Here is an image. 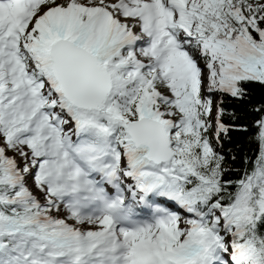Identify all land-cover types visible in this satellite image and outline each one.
<instances>
[{"label":"snow or ice","instance_id":"1","mask_svg":"<svg viewBox=\"0 0 264 264\" xmlns=\"http://www.w3.org/2000/svg\"><path fill=\"white\" fill-rule=\"evenodd\" d=\"M251 84L264 0H0V264H264V104L239 179L210 140Z\"/></svg>","mask_w":264,"mask_h":264},{"label":"trees","instance_id":"2","mask_svg":"<svg viewBox=\"0 0 264 264\" xmlns=\"http://www.w3.org/2000/svg\"><path fill=\"white\" fill-rule=\"evenodd\" d=\"M218 104L224 109L223 122L229 128L226 135L210 140L216 151L224 157L228 178L237 180L245 170H250L257 156L259 145L256 141L254 122L259 118L254 107L264 104V86H247L244 99L219 95Z\"/></svg>","mask_w":264,"mask_h":264},{"label":"rangeland","instance_id":"3","mask_svg":"<svg viewBox=\"0 0 264 264\" xmlns=\"http://www.w3.org/2000/svg\"><path fill=\"white\" fill-rule=\"evenodd\" d=\"M219 97V94H216ZM219 100V99H218ZM218 100L214 101V103H218Z\"/></svg>","mask_w":264,"mask_h":264},{"label":"bare ground","instance_id":"4","mask_svg":"<svg viewBox=\"0 0 264 264\" xmlns=\"http://www.w3.org/2000/svg\"><path fill=\"white\" fill-rule=\"evenodd\" d=\"M177 211H181V210L177 208Z\"/></svg>","mask_w":264,"mask_h":264}]
</instances>
